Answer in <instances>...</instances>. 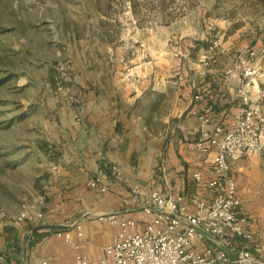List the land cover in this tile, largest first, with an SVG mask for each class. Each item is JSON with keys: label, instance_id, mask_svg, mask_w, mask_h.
I'll return each instance as SVG.
<instances>
[{"label": "crops", "instance_id": "crops-1", "mask_svg": "<svg viewBox=\"0 0 264 264\" xmlns=\"http://www.w3.org/2000/svg\"><path fill=\"white\" fill-rule=\"evenodd\" d=\"M162 41V49L154 55L146 48L138 52L141 60L132 67L142 76L137 86L122 79L119 68L98 69L90 86L76 90L73 104L62 103L52 175L37 211H32L33 219L15 221L10 238L1 241L4 250V242L16 246L0 255L4 264H72L77 253L100 259L118 226L98 215L116 212L147 219L130 202L134 183L173 196L194 190L207 195L204 185L192 179L195 171L204 180L213 175L212 154L195 147L201 134L193 111L205 105L212 118L228 125L236 82H226L217 69L201 76L203 67H191L178 56L179 41L170 44V52L168 40ZM196 93L199 99L194 98ZM111 164L119 166L121 174L109 181L108 191L89 188L90 175ZM230 165L240 200L237 213L246 218L252 233L249 244L264 243V152L232 160ZM210 244L194 246L202 250Z\"/></svg>", "mask_w": 264, "mask_h": 264}, {"label": "rangeland", "instance_id": "rangeland-1", "mask_svg": "<svg viewBox=\"0 0 264 264\" xmlns=\"http://www.w3.org/2000/svg\"><path fill=\"white\" fill-rule=\"evenodd\" d=\"M163 39L167 52L179 41L187 65L219 77L253 50L264 113V0H0V243L46 191L62 103L98 69L124 79L138 52L156 54ZM4 245L0 255L16 247Z\"/></svg>", "mask_w": 264, "mask_h": 264}, {"label": "built area", "instance_id": "built-area-1", "mask_svg": "<svg viewBox=\"0 0 264 264\" xmlns=\"http://www.w3.org/2000/svg\"><path fill=\"white\" fill-rule=\"evenodd\" d=\"M199 74L205 76L206 71ZM259 77L255 52L239 55L223 73L226 82H236L231 122L225 125L212 118L205 105L193 111L200 120L201 134L195 147L212 154L213 175L204 180L201 172L195 171L192 179L204 185L207 195L194 190L173 196L134 183L130 202L147 219L116 212L98 215L100 220L117 224L118 231L104 246L100 259L89 260L77 253L72 264H264V243L249 244L252 233L247 220L237 213L240 200L230 165L232 160L264 152V113L254 98ZM123 78L133 86L141 80L129 67ZM194 98L199 99L200 94ZM120 174L116 164L101 166L90 175L87 186L107 192L109 181ZM23 219L32 220L33 214H21L15 221ZM64 238L69 236L64 234ZM195 242L212 244L199 250Z\"/></svg>", "mask_w": 264, "mask_h": 264}]
</instances>
